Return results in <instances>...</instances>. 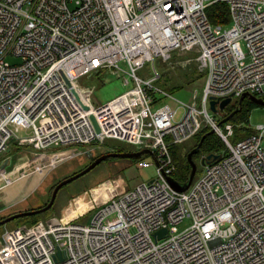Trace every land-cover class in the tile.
Returning <instances> with one entry per match:
<instances>
[{
    "label": "built area",
    "instance_id": "built-area-1",
    "mask_svg": "<svg viewBox=\"0 0 264 264\" xmlns=\"http://www.w3.org/2000/svg\"><path fill=\"white\" fill-rule=\"evenodd\" d=\"M213 1L0 0V153L16 139L56 149L51 157L80 155L109 149L103 140L113 137L151 149L157 168L152 179L112 193L86 220L5 229L0 264H264V123L232 142L233 124L224 128L209 103L246 91L264 98V0H224L230 27L210 19ZM174 50L198 52L205 71L201 106L182 102L179 118L157 96H171L153 83L160 71L139 74ZM107 69L127 72L134 86L95 106L79 78ZM205 125L225 148L178 190L169 180L177 169L172 147ZM186 217L192 223L179 231ZM161 227L168 232L158 238Z\"/></svg>",
    "mask_w": 264,
    "mask_h": 264
},
{
    "label": "rangeland",
    "instance_id": "rangeland-1",
    "mask_svg": "<svg viewBox=\"0 0 264 264\" xmlns=\"http://www.w3.org/2000/svg\"><path fill=\"white\" fill-rule=\"evenodd\" d=\"M231 25L232 22H229L226 24V27H230ZM242 47L244 51L247 52L245 43H242ZM197 54L198 52L193 50L186 52L174 50L169 60H165L163 57L159 56L152 61H147L139 70V74L144 78H149L154 74V67L160 71L161 77L153 81V83L161 89L168 91L171 96L161 95V93L158 92L157 96L162 97V103H169L174 109H177L178 118L183 113L182 102L193 103L197 101L198 106H201L199 101L205 82V71L199 69L196 58ZM7 60L10 62H18L20 59L19 57L8 55ZM127 78L129 79L128 82H126ZM79 81L82 85L91 88L90 99L95 106L112 100L134 86V81L127 72H117L113 69L103 70L99 73L85 74L79 78ZM238 99L239 97H234L230 104H234ZM246 104L249 106L247 118L242 120L234 118L228 121L233 124L234 128V134L230 136L232 142H236L242 136L246 135L245 127L256 128L258 124L264 123V105L257 103L250 105L248 100ZM154 109H156V107ZM215 116L218 119L223 118V115L220 113H215ZM222 126L225 128V122ZM215 133L217 132L215 131ZM103 142L107 146L137 150L130 142L118 138L108 137L105 138ZM197 142L198 137L194 135L177 144L179 152L186 162H188V152ZM224 148L225 146L222 147L221 152ZM28 149L29 148L21 145L16 139H13L7 147V150L1 152L2 154L0 153V168L5 162V159H10V165L5 169H0V184H2L0 185V194L7 197V203L0 204V217L3 211L6 212L10 210V213H12L32 208V204H29V202L32 203V198L33 200L39 198L38 204L47 202L56 183L80 171L89 163V160H86L85 157H79L78 155H63L68 153V151L65 150H62V155H57V157L61 159H56V162L53 159L57 157L40 159L37 161L34 155L29 152L31 150ZM93 151L96 155H99L107 150L103 147H96ZM52 153L54 154L55 152ZM206 154L207 152L202 150L193 156L197 163V170L193 182H195L205 170V163H203L202 159ZM141 159H146L151 162V164L149 166L140 167L138 162ZM102 162L105 165V169H103V165L100 163L87 173L64 185L59 190L53 207L43 214L40 220L54 216V211L59 212V209L65 205L66 198L70 194L82 191V189L84 190L89 183L110 177L113 178L119 193H121L127 189L133 188L139 182L152 179L157 174L154 155L150 152H144L139 157H110ZM13 169H18L19 172L13 174ZM7 171H10V177H6L5 172ZM29 196H31V199ZM8 199H11L13 202ZM5 206L7 208L3 209ZM24 217L25 216H22L4 225H0V236H2L7 228L31 226V222ZM191 223L192 219L186 217L177 224L178 230H185Z\"/></svg>",
    "mask_w": 264,
    "mask_h": 264
},
{
    "label": "water",
    "instance_id": "water-1",
    "mask_svg": "<svg viewBox=\"0 0 264 264\" xmlns=\"http://www.w3.org/2000/svg\"><path fill=\"white\" fill-rule=\"evenodd\" d=\"M69 82V81H68ZM245 97H248L250 100H252L253 102L257 103V104H261L264 105V98L258 97L255 94H252L250 92H244L238 99L239 103H241L243 101V99ZM232 101L231 97H226L222 100H219L218 98H211L209 103H210V108L212 111L219 113L220 111L224 110L225 107ZM84 107L86 109L89 108L88 105L84 104ZM237 109H235L233 111L236 112ZM231 113L229 116L223 117L220 121V123L225 122L226 120L229 119V117L233 114ZM90 119L95 127V129L99 132L100 131V125L98 123V120L96 118V115L94 113H90ZM201 143H202V139L199 141V143L193 147L187 155V159L189 164L191 165V170L189 173V176L187 178L186 181H178L175 177H169V180L172 184V186L178 190H186L193 182L195 174H196V170H197V163L194 160V154H196L197 152H199L200 147H201ZM144 152H150L153 154L152 150L149 148H143V149H139V150H122V151H118V150H110V151H106L103 152L99 155H96L94 153L93 150L89 149L84 151L83 153H81L80 155H78L79 157H85L86 160H89V163L80 171L63 178L62 180H60L58 183L55 184V186L53 187L51 196L49 198V200L47 202H42L40 204L36 203V199L31 200L32 202V208L30 209H26V210H21V211H17V212H13L10 214H3L0 217V225H4L7 222L22 217V216H27V215H34V214H39V213H45L47 210H49L53 205L54 202L56 200L57 194L59 192V190L66 185L67 183L71 182L72 180L80 177L81 175L87 173L88 171H90L92 168H94L96 165H98L100 162L109 159L110 157H130V156H136L139 157L141 156ZM220 156L219 153H215V152H209L205 155V157H203L202 161L203 163L209 162L212 159H216ZM7 160L1 165V167H4L6 165ZM31 199V196H29ZM168 232V228L167 227H161L158 230L155 231V236H157L158 238L163 237L167 234ZM61 250L59 249L57 251V256L61 257Z\"/></svg>",
    "mask_w": 264,
    "mask_h": 264
},
{
    "label": "trees",
    "instance_id": "trees-1",
    "mask_svg": "<svg viewBox=\"0 0 264 264\" xmlns=\"http://www.w3.org/2000/svg\"><path fill=\"white\" fill-rule=\"evenodd\" d=\"M206 10H207V13H208L210 19L214 23L222 22V23L226 24V23H228V21L230 19L229 4L224 0L213 1L212 3H210L208 5ZM247 100H248L250 105L255 104V102H253L248 97H246L243 99V101L241 103H239V101H237L234 104L229 103L230 105L228 104L226 106L225 113L223 114V117L229 116L231 113H233V111L235 109H237L236 112H234L229 117V119L226 120L227 122L229 120H233L234 118L240 119V120L247 118L248 112H249V106L246 104ZM219 121H221V119H219ZM252 130L253 129L251 127H245V131H246L245 134L246 135L250 134L252 132ZM195 135L198 137V142L194 145V147L202 139V143H201V147H200L199 151L203 150V151H206L207 153H209V152H215V153H219V154L222 153L221 149L223 146H225V143H224L223 139L220 137V135L218 133H215V131L211 127L205 126ZM242 137H244V136H242ZM110 150L122 151V150H127V149L122 148V147L111 146V147H109V149H107V151H110ZM172 152H173L174 159H175V162L177 165V169L174 173V177L178 181H186L188 176H189L190 170H191V165L189 164V162H186L182 158V156L179 152V149L177 147V144L172 147ZM45 213L27 215L24 218L26 220H29L31 222V224L33 225V224H36L42 220H46V219L40 220V217Z\"/></svg>",
    "mask_w": 264,
    "mask_h": 264
},
{
    "label": "crops",
    "instance_id": "crops-1",
    "mask_svg": "<svg viewBox=\"0 0 264 264\" xmlns=\"http://www.w3.org/2000/svg\"><path fill=\"white\" fill-rule=\"evenodd\" d=\"M21 145L29 148L28 150H31L29 152L32 153V155H34V158L37 161H39L40 159L50 158L53 155L50 152L56 151V149H54L50 152L49 151L48 152H42V151L36 150L34 148V146L31 144H21ZM5 150H7V148ZM4 151H2V152H4ZM6 160H7L6 165L4 167H1L0 169H5L10 165V159L7 158V159H5V161ZM100 163H102L103 169H105V167H104L105 165L103 164V162H100ZM18 172H19L18 169H13V174L18 173ZM5 173H6V177H10V174H11L10 171H7ZM2 183H4V182H2ZM0 185H2V184H0ZM114 192H119V191H118V188H117L113 178L107 177V178L101 179L99 181L89 183L88 186L84 190L82 189V191H78V192L70 194L66 198L65 205L59 209V212L54 211V213H55L54 216H51L49 218L60 219V220H63V219H65V220H67V219L86 220L88 215L90 214L91 210L95 206L102 203L105 199H107V197H109ZM8 200H11V199H8ZM39 200H40L39 198L36 199V203H38ZM1 203L2 204L7 203V197L3 196L2 194H0V204ZM29 204H32V203L29 202ZM6 208H7L6 206L3 207V209H6ZM10 212H11L10 210L6 211V212L3 211L2 215L3 214H9ZM15 212H17V211H15ZM0 238H1V236H0Z\"/></svg>",
    "mask_w": 264,
    "mask_h": 264
},
{
    "label": "flooded vegetation",
    "instance_id": "flooded-vegetation-1",
    "mask_svg": "<svg viewBox=\"0 0 264 264\" xmlns=\"http://www.w3.org/2000/svg\"><path fill=\"white\" fill-rule=\"evenodd\" d=\"M246 98V97H245Z\"/></svg>",
    "mask_w": 264,
    "mask_h": 264
}]
</instances>
